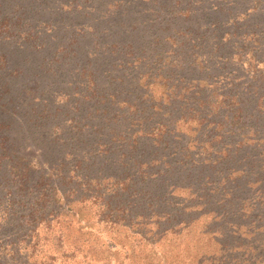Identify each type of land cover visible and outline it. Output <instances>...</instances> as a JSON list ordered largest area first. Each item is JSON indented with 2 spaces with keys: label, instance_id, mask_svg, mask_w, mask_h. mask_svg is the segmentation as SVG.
Wrapping results in <instances>:
<instances>
[{
  "label": "rangeland",
  "instance_id": "rangeland-1",
  "mask_svg": "<svg viewBox=\"0 0 264 264\" xmlns=\"http://www.w3.org/2000/svg\"><path fill=\"white\" fill-rule=\"evenodd\" d=\"M71 1L0 0V21H24L17 35L0 36V133L11 129L13 142L44 162L71 161L64 174L44 179L42 164L22 184L0 170V264H264V90L256 89H264L257 79L264 75V0H77L85 8L77 12ZM142 52L143 67L132 66ZM195 58L208 64L201 75L189 69V78L212 74L213 102L236 94L230 87L221 93V85L243 81L245 129L221 144L229 153L214 168L187 171L175 160L176 170L140 171L144 160L164 164L169 154L126 144L135 132L179 120L187 138L168 143L186 156L190 146L205 147L207 131L190 129L198 124L186 119L190 104L154 116L148 107L165 91L134 92L138 73L129 70ZM82 70L100 75L99 84L92 87ZM105 75L123 80L137 110L112 107L98 88ZM144 93L152 98L142 105ZM127 145L133 155L126 157ZM107 150L111 156L99 157ZM201 154L196 160L207 159ZM77 158L95 164L65 179Z\"/></svg>",
  "mask_w": 264,
  "mask_h": 264
},
{
  "label": "trees",
  "instance_id": "trees-1",
  "mask_svg": "<svg viewBox=\"0 0 264 264\" xmlns=\"http://www.w3.org/2000/svg\"><path fill=\"white\" fill-rule=\"evenodd\" d=\"M73 4H71L72 10L77 12L85 9L83 8L81 2H78L77 0L71 1ZM113 1H110L112 3ZM119 3H114L113 5H118ZM0 6H3V3H0ZM76 7V8H75ZM76 9V10H74ZM102 18V17H101ZM24 21L21 19H16L15 21L13 19L9 18H4L3 20L0 21V36L1 37H6V38H12L13 36L17 35L20 30L24 27L23 24ZM94 29V28H93ZM165 42V39L162 40ZM171 42V39L169 40ZM154 56L153 58H155ZM145 55L142 52L141 55L134 57L133 58V64L132 66L134 67H143V61H145ZM5 60L4 56H0V62L3 64ZM162 60V59H161ZM159 60V61H161ZM205 64H208L207 60H202L200 58H195L192 60H189L187 62H177L172 65H166V64H156L154 68L150 69H144L143 71H147V73H142L141 68H137L136 70H133L132 68L129 70L131 73L134 75L136 73L137 77L134 79L133 87L135 90L134 92L138 91L140 88L147 90L151 88L152 92L155 88H163L165 92L162 91L161 94H159V97L161 100L154 105L152 103V106L150 105L148 107V110L151 111V113L154 116H157L154 112L155 110H159L158 112L161 113L164 109H167V107L171 106H176V104H179L180 108H184L185 105H191L190 112L186 116V119L192 123L191 120V115L193 117L198 118V124L195 126V128L192 126L190 129L194 130L195 134L200 131H207L206 133V140L204 141L205 147L200 145L201 150H198L196 148V151L193 152V149L190 147L187 148L186 156H182L180 152L177 151H171L169 148V141L172 138L178 137L179 139H184L187 138L186 134L178 130L177 125L178 121L176 120L171 126L165 123H158V124H153L148 128V131L142 130L144 133L140 136H137V133L135 132L133 135H131L130 138H125L124 142L126 144H131L132 147L140 146L138 148L139 152H141L142 148L147 145L151 149L152 148H157L155 151V154H158L160 152V148L165 150H168V162L162 164L161 159L160 160H144L142 162V165L139 166V170L143 169H154L156 166H159L163 171L168 170V169H178L179 167L174 165H170L169 162L177 160L175 163H178L179 166L180 164H183L185 169L187 171H192V172H202L204 168H214L216 164V159L226 153H229V151L224 150V147L221 146V144H224L225 141H230L231 136L236 131H239L240 129L243 130L245 129L244 126L240 128L242 125V116L245 114L244 108L245 104L242 102L245 100L246 95L249 93H244V90L246 87H244V83L240 78L233 79L234 82H228L225 85H221L222 87L224 86V89L221 91V93H224V90L230 88H234L236 90V94H233L232 96L227 97L226 95H223L225 98H229L228 102L222 101V102H213L212 96L215 94L216 91H213L211 88V81L214 76L212 74L208 75L209 81L203 80V78H199L198 80L195 79H190L189 78V69L191 70H197L199 72V75L203 74L205 72ZM128 68V67H127ZM125 67H121V70H128ZM84 71V72H83ZM121 74L124 76V73ZM128 72V71H127ZM82 73H84L92 87H95L98 85V80L101 81L102 77L98 75L94 71L87 72V70H82ZM115 73H120V71H117V68L115 69ZM125 77V76H124ZM105 81L102 83L101 86L98 88L102 89L106 93L109 94V99L112 107H116L119 104H122L124 106V110L132 111V110H137V106H135V102H131V98L127 97L130 92L129 91H124L125 86L122 84L123 80L121 78H115L114 77H108L105 75L104 76ZM257 79L260 81L259 83L264 84V75L259 74ZM256 79V80H257ZM257 83L255 80L253 81L252 85H256ZM106 87V88H105ZM219 87V88H222ZM257 87V86H256ZM256 89L258 90H264L258 86ZM36 89H34L35 91ZM240 90V93H237ZM111 91H115L113 93L116 94H111ZM233 90H229V92H232ZM122 94H124V98L120 97ZM165 94L164 98L163 95ZM155 95V94H154ZM222 95V94H221ZM144 97H151V95H146L145 93L141 98H139V103L142 105L147 102ZM212 99V100H210ZM157 101V100H156ZM260 101V100H259ZM118 103V104H117ZM165 115V113H164ZM185 119V120H186ZM190 122H188V127L191 125ZM264 123V122H263ZM185 124V125H187ZM1 127H5L7 129L9 125L7 124H1ZM11 129L7 130V132L4 134L0 133V170L2 173H5L8 175L9 179H12L11 177H17L19 182L21 184L24 182L26 178H30L32 176V173L38 171L40 169L41 171H44L42 169V164L43 166H48L46 170H48L49 174L44 175L42 173L40 175V178H49L50 175L55 173L56 175H61L64 174L66 167L69 165L71 162H64V164H59L53 163L51 160L48 162L47 160L44 162L40 157H36L30 154H26V152L29 150L25 147H23L22 143L20 144H15L14 138L11 139L12 132H10ZM249 139L254 141L255 139V134L253 135L250 132H248ZM246 134L243 135L241 138L242 140H246L247 138ZM189 137V134H188ZM131 141V142H130ZM242 143V142H240ZM190 144V141H189ZM188 144V145H189ZM125 148L126 151V157L133 155V148L129 147ZM187 145V144H186ZM238 145V144H237ZM144 150V149H143ZM206 151L208 153L207 159H203L201 161L196 160L197 157H199L200 153L203 154V152ZM231 153V152H230ZM112 155L111 150H107L105 153V156H99V157H107ZM153 154V153H152ZM150 154V155H152ZM201 154V156H202ZM230 155V154H229ZM90 156V154L88 155ZM178 157L176 159L172 158ZM86 158V157H84ZM181 158V161L179 162V159ZM188 158L189 161L185 162V159ZM41 159V160H40ZM79 160H76V162L73 165H70V168L68 169L70 172L71 170H74L72 175L70 176V172L68 171L66 174L67 178L65 179H71L74 180L73 174L78 170H84L87 167H93L95 163L89 164V159H81L77 158ZM97 160L94 159L93 162H96ZM44 162V163H42ZM150 162V163H149ZM104 165V163H102ZM64 166V168H63ZM153 167V168H152ZM167 167V168H164ZM108 169V168H107ZM118 169V168H117ZM110 170V169H108ZM99 171L97 172V174ZM109 173V172H106ZM101 174L105 176V172H102V169L100 170V176ZM102 177V176H101ZM14 179V178H13ZM47 180V179H46ZM47 183V181L45 182ZM96 185H100L101 183H97L95 181ZM42 186V184H37ZM60 185H62L60 183ZM177 187V186H173ZM202 215H199L198 218H200Z\"/></svg>",
  "mask_w": 264,
  "mask_h": 264
}]
</instances>
